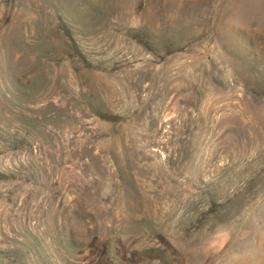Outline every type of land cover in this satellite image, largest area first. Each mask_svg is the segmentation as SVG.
<instances>
[{
  "label": "rangeland",
  "instance_id": "obj_1",
  "mask_svg": "<svg viewBox=\"0 0 264 264\" xmlns=\"http://www.w3.org/2000/svg\"><path fill=\"white\" fill-rule=\"evenodd\" d=\"M258 4L0 0V264L262 254Z\"/></svg>",
  "mask_w": 264,
  "mask_h": 264
},
{
  "label": "crops",
  "instance_id": "obj_2",
  "mask_svg": "<svg viewBox=\"0 0 264 264\" xmlns=\"http://www.w3.org/2000/svg\"><path fill=\"white\" fill-rule=\"evenodd\" d=\"M261 250H262L261 252L262 254H260L259 257L249 262L248 264H264V249Z\"/></svg>",
  "mask_w": 264,
  "mask_h": 264
},
{
  "label": "bare ground",
  "instance_id": "obj_3",
  "mask_svg": "<svg viewBox=\"0 0 264 264\" xmlns=\"http://www.w3.org/2000/svg\"><path fill=\"white\" fill-rule=\"evenodd\" d=\"M258 13L261 17H264V4H258Z\"/></svg>",
  "mask_w": 264,
  "mask_h": 264
}]
</instances>
